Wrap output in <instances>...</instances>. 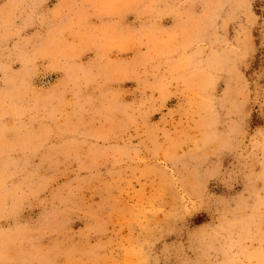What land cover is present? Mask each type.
I'll return each instance as SVG.
<instances>
[{
  "label": "rangeland",
  "instance_id": "1",
  "mask_svg": "<svg viewBox=\"0 0 264 264\" xmlns=\"http://www.w3.org/2000/svg\"><path fill=\"white\" fill-rule=\"evenodd\" d=\"M0 264H264V0H0Z\"/></svg>",
  "mask_w": 264,
  "mask_h": 264
}]
</instances>
